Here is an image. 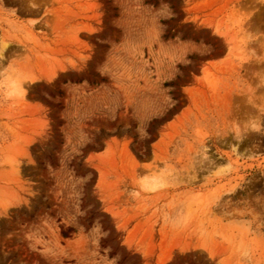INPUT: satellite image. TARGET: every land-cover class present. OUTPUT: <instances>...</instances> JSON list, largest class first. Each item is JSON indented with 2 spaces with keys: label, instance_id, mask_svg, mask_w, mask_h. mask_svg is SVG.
<instances>
[{
  "label": "rangeland",
  "instance_id": "obj_1",
  "mask_svg": "<svg viewBox=\"0 0 264 264\" xmlns=\"http://www.w3.org/2000/svg\"><path fill=\"white\" fill-rule=\"evenodd\" d=\"M168 1L0 0V264H264V0Z\"/></svg>",
  "mask_w": 264,
  "mask_h": 264
},
{
  "label": "trees",
  "instance_id": "obj_2",
  "mask_svg": "<svg viewBox=\"0 0 264 264\" xmlns=\"http://www.w3.org/2000/svg\"><path fill=\"white\" fill-rule=\"evenodd\" d=\"M166 1L169 2L168 0H166ZM71 232L73 233L74 230L72 228H68L66 230L61 231V236L63 238H68L69 237V233H71Z\"/></svg>",
  "mask_w": 264,
  "mask_h": 264
}]
</instances>
